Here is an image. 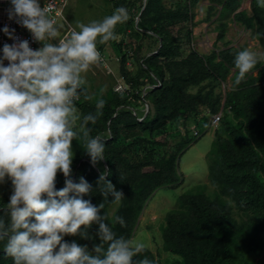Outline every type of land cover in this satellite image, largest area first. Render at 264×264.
Here are the masks:
<instances>
[{
  "label": "trees",
  "instance_id": "trees-1",
  "mask_svg": "<svg viewBox=\"0 0 264 264\" xmlns=\"http://www.w3.org/2000/svg\"><path fill=\"white\" fill-rule=\"evenodd\" d=\"M210 1L222 6L221 16L235 12V21L255 32L264 51V8L257 0ZM246 1H250L251 14L247 10L239 11ZM195 2L143 0L139 9L135 8L134 0L113 2L115 9L123 5L129 11V19L121 30L130 33L134 41L133 59L139 66L138 72L133 74L128 69L129 57L122 54L119 69L129 87L128 95H119L114 90L103 94L106 101L103 115L95 125H88L90 135L99 133L107 137V158L94 166L85 150H77L72 179L79 182V177L83 176L94 189L85 199L98 205L104 199L96 190L98 178L103 169L109 170L110 175L105 178L122 190L125 197L119 204L111 203L109 197L101 212L108 213L109 219L122 216L125 224H115L114 231L118 236L131 239L153 193L180 183L178 161L191 143L185 141L171 149L153 140L152 136L179 120L186 124L203 107L215 115L229 109L237 124L224 114L220 129L215 132L213 148L208 153V176L217 193L211 197L205 193V186L199 185L179 196V208L166 214L161 227L162 250L181 258L171 264H242L241 255L235 251L236 235L243 234L247 227L256 236L264 230V66L257 76L247 73L239 83L237 73L231 90L225 94L215 93L216 83L225 81L230 67H235V54L229 52L222 58L215 53L203 56L194 50L184 54L180 29L183 25H192L191 6ZM220 27L219 38L223 39L227 26L221 24ZM186 31V35L192 37V30ZM149 40L154 49L144 54ZM157 82L161 85L151 88ZM146 86H150L145 96L152 109L140 117L133 108L144 100L142 89ZM194 88H198L196 92ZM98 96L91 100L83 98V102L77 104L81 116L95 111ZM134 132L141 135L124 144V137ZM136 148L145 152L143 159L132 158L131 153ZM64 181L63 173L58 172L56 187L62 188ZM9 199L1 196L0 203H7ZM116 205L112 216L110 209ZM234 207L244 213H253L247 224H240L234 218ZM88 231L92 238L85 239L77 234L66 235L64 239L86 244L93 250L100 242L95 235L98 224H93ZM141 255L161 264L148 248ZM0 264H12V258L5 256L2 250Z\"/></svg>",
  "mask_w": 264,
  "mask_h": 264
},
{
  "label": "clouds",
  "instance_id": "clouds-1",
  "mask_svg": "<svg viewBox=\"0 0 264 264\" xmlns=\"http://www.w3.org/2000/svg\"><path fill=\"white\" fill-rule=\"evenodd\" d=\"M264 6V0H257ZM9 19L28 29L35 41L18 39L15 29L2 31L16 42L5 43L0 55V183L11 180L13 191L7 203H0V250L12 264H158L141 255L146 245L118 236L115 224L122 216L109 219L101 210L105 201L119 204L125 197L111 180L108 169L101 171L98 190L104 197L98 205L85 195L93 186L83 177L72 179L75 138L95 166L106 159L102 134L90 135L106 104L104 89L95 101V111L83 116L76 101L91 100L86 74L101 64L98 44L116 39V27L129 19L123 5L112 14L76 27L59 23L52 14V0H10ZM264 51L244 48L235 55L237 83L260 61ZM5 61L8 63L5 64ZM80 125L77 126V121ZM58 172L64 186L56 187ZM98 224L100 242L88 245L68 242L66 235L92 238L89 229ZM83 226V227H82Z\"/></svg>",
  "mask_w": 264,
  "mask_h": 264
},
{
  "label": "rangeland",
  "instance_id": "rangeland-1",
  "mask_svg": "<svg viewBox=\"0 0 264 264\" xmlns=\"http://www.w3.org/2000/svg\"><path fill=\"white\" fill-rule=\"evenodd\" d=\"M114 1L69 0L64 16L58 22L64 24L67 28L68 26L76 27L77 21L89 23L92 20H100L106 15L112 14L115 9L113 7ZM142 3L143 0H134L135 8L139 9ZM211 6L213 9L210 8ZM262 7L264 8V6ZM221 9V5L213 4L210 0H196L191 6L192 25H183L180 29L184 54L194 50L203 56L215 53L222 58L229 52L236 55L237 52L244 48L263 51L255 32L237 23L234 19L235 12H227L221 16ZM240 10H247L251 14L250 1L244 2ZM221 24H226L227 26L223 39L219 38ZM123 26L124 23L117 25L115 30L116 39L110 40L105 44H98V48L106 57L108 70L93 66L86 74L88 90L92 94V98L101 94V88L104 89L103 95L114 90L116 84H125L119 69V59L122 54L129 57L128 69L133 74L138 72L139 66L133 59L134 41L132 42V39H130V33H122L121 29ZM188 29L192 30V37L186 35V30ZM147 47L144 54L148 52L147 50L154 49L152 40L147 41ZM262 66H264V60H260L248 74L257 76ZM237 73L238 69L236 67H230V73L226 80L216 83L215 93L225 94L231 90ZM127 88L129 87L127 86ZM149 88L150 86H146L142 89L144 100L133 108V112L140 117L145 116L152 109L149 100L145 96ZM197 89L194 88L193 92H196ZM221 112L223 111L221 110L219 113ZM223 114L231 122L237 124L229 109L225 110ZM213 116L215 114H211L207 108L203 107L186 124L179 120L170 124L162 132L152 136L153 140L164 143L171 149L185 141L191 142L180 155L178 161L177 174L181 179L180 183L176 186L162 187L153 193L142 211V217H139L137 221L133 237L131 238L143 242L161 264H171L174 261L181 260L179 256L162 250L163 238L161 232L166 214L170 210L179 208V196L195 189L199 185L205 186V193L211 197H214L217 193L216 186L211 183L208 176V153L213 148L215 140L213 132H217L221 126V124L217 128L211 126ZM80 123L78 120L77 126ZM137 135H141V133L134 132L126 135L124 144H129ZM72 147L74 152L84 150L81 143L75 138L73 139ZM131 155L133 159L141 160L144 158L145 152L142 148H136ZM12 191L11 180L6 177L5 182L0 183V197L7 196L10 198ZM227 200L230 201L229 199ZM232 205L234 206L233 203ZM117 207L116 205L110 209L112 216ZM233 215L238 223L247 224L249 217L253 213H244L234 207ZM236 241L235 251L241 255L242 264H264V230L261 235L256 236L251 234V229L247 227L243 234L236 235Z\"/></svg>",
  "mask_w": 264,
  "mask_h": 264
},
{
  "label": "built area",
  "instance_id": "built-area-1",
  "mask_svg": "<svg viewBox=\"0 0 264 264\" xmlns=\"http://www.w3.org/2000/svg\"><path fill=\"white\" fill-rule=\"evenodd\" d=\"M41 3L43 5V0H41ZM53 3V11L52 14L56 17L57 20L63 18L65 9L69 3V0H52ZM10 0H0V50H2V47L5 43L12 44L16 42L12 38L8 37L3 31V27L5 25L9 26L10 29H15V36L18 39H27L30 43V46L34 49H37L42 46V44L38 41H35L32 37L31 32L26 29L25 27L21 26L18 24L14 19H9L8 16V9L10 8ZM103 60L101 64L97 65V67H102L108 70V66H106V57L104 53L101 51ZM0 55H2V51H0ZM8 62L5 61V64ZM161 83L157 82L153 87H158L160 86ZM128 90L127 86L122 83L116 84L114 91L118 93L119 95H128ZM83 102V97H81L80 100L76 101V104L82 103ZM224 116L223 112L216 114L215 116L212 117L211 120V126L214 128H217L221 122V118Z\"/></svg>",
  "mask_w": 264,
  "mask_h": 264
},
{
  "label": "crops",
  "instance_id": "crops-1",
  "mask_svg": "<svg viewBox=\"0 0 264 264\" xmlns=\"http://www.w3.org/2000/svg\"><path fill=\"white\" fill-rule=\"evenodd\" d=\"M213 135H214V137H215V131L213 132ZM141 215H142V213H141ZM140 217H142V216H140Z\"/></svg>",
  "mask_w": 264,
  "mask_h": 264
},
{
  "label": "water",
  "instance_id": "water-1",
  "mask_svg": "<svg viewBox=\"0 0 264 264\" xmlns=\"http://www.w3.org/2000/svg\"><path fill=\"white\" fill-rule=\"evenodd\" d=\"M73 180H74V178H73Z\"/></svg>",
  "mask_w": 264,
  "mask_h": 264
}]
</instances>
